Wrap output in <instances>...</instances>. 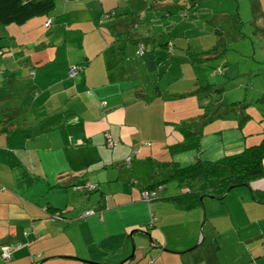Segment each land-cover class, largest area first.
Instances as JSON below:
<instances>
[{"label":"crops","instance_id":"crops-1","mask_svg":"<svg viewBox=\"0 0 264 264\" xmlns=\"http://www.w3.org/2000/svg\"><path fill=\"white\" fill-rule=\"evenodd\" d=\"M214 17L224 49L227 35L251 31L254 59L264 65L257 56L264 55V0H57L49 32L48 18L0 28V88L19 80L13 106L29 118L0 133V264H264V204L253 195L264 192V178L244 187V213L227 209V221L220 210L232 192L210 203L212 220L207 198L206 211L168 200L182 193L176 168L218 162L264 140V79L255 81L252 70V94L248 86L238 102L249 106L216 104L217 117L200 128V150L174 151L184 141L178 126L209 103L196 90L204 82L224 90L223 77H211L220 49ZM221 63L216 69L229 77ZM73 65L85 71L70 77ZM259 106L257 119L249 108ZM244 115L251 119L242 126ZM229 118L236 123L227 126ZM158 184V197H146Z\"/></svg>","mask_w":264,"mask_h":264},{"label":"trees","instance_id":"trees-1","mask_svg":"<svg viewBox=\"0 0 264 264\" xmlns=\"http://www.w3.org/2000/svg\"><path fill=\"white\" fill-rule=\"evenodd\" d=\"M151 1L154 2L157 0ZM56 2L57 0H0V28L10 25L23 26L36 18H48L44 26L50 29L53 25L52 18L56 9ZM192 8L200 9L199 5L195 3ZM216 18L214 17L217 25L214 34L219 40L218 46L222 47L225 33L220 29V23ZM224 21L231 24L228 20ZM49 22L51 23L50 26H48ZM146 43L145 41L140 45V47L142 46L144 48V51L141 54L139 47L137 53L139 56L147 53ZM172 46L174 45L172 44ZM226 47L222 51L216 50L214 52V54H217L214 60L225 57ZM168 51L172 53L174 49L172 52H170V49ZM2 55L3 52L0 50V57ZM72 67L79 69L78 75L73 78H76L85 71L83 66L73 65L70 67L69 72ZM215 73L216 75L222 74L221 69H215ZM17 81L19 80L5 79L3 82L4 86L0 88V133L8 131L14 126H23L29 122L27 111H24V107L13 106L15 104L12 98L14 93H16V89L11 91V88L14 82ZM196 93L203 96L204 99L210 100V102L202 109L201 114H199L196 120L192 123H183L178 126L180 133L184 137V141L174 147V151L176 152H185L194 149L200 150V144L204 136L200 128L203 125L211 123L217 117L216 113L218 112H212V108L219 103L220 105L221 103L224 104V107H230V104L225 103L223 98L224 90L220 86L208 83L206 86L198 88ZM233 106L235 108L242 107L246 109L249 104L237 102L233 103ZM250 119V115H244L242 120H240V125L243 126ZM61 178L63 179V177ZM261 178H264V140L258 145L246 148L240 154L228 156L218 162H206L199 159L188 168H176L174 179L179 183L182 193L168 200L177 208L186 211L193 210L200 204L205 208L204 199L208 198V196L223 202L234 189L251 188L252 182ZM163 189V186L158 184L150 188L148 193L151 196L155 194L154 197L156 198L158 197L159 190ZM253 195L256 202L264 204V192H254ZM202 198L203 201L201 200ZM156 222L157 220L154 219L150 223V226L153 227Z\"/></svg>","mask_w":264,"mask_h":264},{"label":"rangeland","instance_id":"rangeland-1","mask_svg":"<svg viewBox=\"0 0 264 264\" xmlns=\"http://www.w3.org/2000/svg\"><path fill=\"white\" fill-rule=\"evenodd\" d=\"M216 6L217 5H211L210 8H215L216 9V8H220L221 7L220 5H218L217 7ZM223 8H224V5H223ZM246 14L248 16V19L252 18L251 17L252 13H251V11L249 12V8L247 9V13ZM243 17H245V14H243ZM222 26L231 29L233 25L232 26H230V25H222ZM68 27L69 28L66 27V29L68 31L63 33L64 35L67 34V36L71 35L70 32H72V31L69 30V29H71V27L70 26H68ZM55 29H56V27H55ZM244 29L247 30L248 27H245ZM47 30L49 32V29H47ZM248 32H249L250 35H248L247 38H242V39H238L234 35H231L230 38L228 39V35H227L226 36L227 37L226 38L227 39V43H226L227 44L226 57L212 61L216 65H219L221 62H224L226 64V65H224V67L229 66L228 70H230V67L232 69L229 77L227 75H224V74L223 75L219 74V76H218L220 78L223 77V80H224V100L225 99L227 100L226 103H231L230 104L231 108L234 107L233 106L234 102H239V101L244 102L245 97H246V93H247V90H248V88H247L248 86L250 88V90H248V91L250 92V94H252L251 91L253 90L252 89L253 88V83H252V81H250L251 79H250V73L249 72H251L252 70H256V72H253V74L256 75L254 79L257 78L258 80H255V81H258L259 83H260V80H259L260 78L264 79V69H263L264 65L257 64V62H261V60L259 58H256V60L254 59L255 51H254V45L252 44L253 36L251 34L252 33L251 31H248ZM163 38H164V41H167L168 35L166 33H164L163 34ZM57 40H58V44L60 45L59 48H60V52H61L63 50V48H62L63 44L62 43L64 42L65 39H64V37H61V38H59ZM74 40H76L75 36H72V37L68 38V41L73 42ZM169 45H172V44L170 43ZM223 49H224V44H222V47H220L219 50L222 51ZM261 55L264 57V55L259 50H257V56L260 57ZM72 57H73V55H72ZM220 65H222V63ZM215 66L213 65L212 72L217 68ZM220 68H222V67H220ZM259 68H260V70H259ZM223 69L226 70L227 68H223ZM257 74H260L261 76H257ZM68 75H69V72H68ZM211 77H212V80L215 81L216 74L215 75H211ZM206 85H207V83L204 82V86H206ZM208 101L210 102V100H208ZM261 107L262 106H259L257 108H255V107L249 108L250 113H252V114L255 113L256 114L255 118H257V119L260 118L258 116H259V113L261 112V109H262ZM239 110H241V109H239ZM256 110L258 111V113L256 112ZM234 117H236V116H234ZM241 119L242 118H239L238 122ZM255 122H256V120H251L248 123V125H250L249 128H251V129L257 128L258 124H254ZM235 123H236V120H233V118H229L225 122V124L227 126H231L232 124H235ZM238 124L239 123H237V125ZM244 191H246L245 188H237V189H234L232 191L230 197L224 202V208H222L220 210L222 215H224L222 219L227 221V209H229L231 211L230 214L228 213V215H230V216H234L235 214H238L240 212L244 213V209H243L242 205L240 204V200H241L240 197L243 196L241 193H244ZM206 201H207V203L209 205V217H210L211 220L215 219L214 216H213V209H212L213 206H211L210 203H213L214 205L218 206V205H220V202H218L216 199H213L210 196H208ZM203 211H204V209H203ZM204 214H205V211H204ZM213 223L215 224V221H213Z\"/></svg>","mask_w":264,"mask_h":264},{"label":"built area","instance_id":"built-area-1","mask_svg":"<svg viewBox=\"0 0 264 264\" xmlns=\"http://www.w3.org/2000/svg\"><path fill=\"white\" fill-rule=\"evenodd\" d=\"M50 25H51V23L49 22L48 26H50ZM169 49H170V52L173 51L172 45H170ZM143 51H144V48L141 46L140 47V53L142 54ZM78 72H79V69L77 67H72L70 72H69V74H70L71 77H74V76L78 75ZM106 137H107L106 143L108 144V146L109 147H114V144H113V142L111 140V135L107 134ZM145 196L150 198L151 195L149 193H146ZM154 196H155V194H152V197H154ZM91 214H93V212H89L88 213V215H91ZM51 217L53 219H58V218H61V214L60 213H56V214H53ZM5 250L8 251L7 249H4V252H5Z\"/></svg>","mask_w":264,"mask_h":264},{"label":"water","instance_id":"water-1","mask_svg":"<svg viewBox=\"0 0 264 264\" xmlns=\"http://www.w3.org/2000/svg\"><path fill=\"white\" fill-rule=\"evenodd\" d=\"M201 200L203 201V198H202ZM145 234H146V235L148 236V238H149L150 247L155 248V249H157V248L161 249V247L156 246V242L153 240V238L151 237L150 234H148V233H145ZM133 248L135 249L134 242H133ZM132 258H133V256H132L130 259H132ZM93 264H94V263H93Z\"/></svg>","mask_w":264,"mask_h":264}]
</instances>
